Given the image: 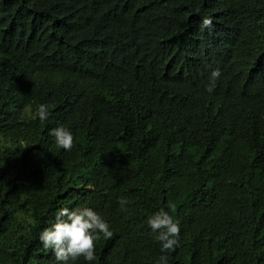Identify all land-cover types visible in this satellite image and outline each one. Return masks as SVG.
<instances>
[{
	"label": "trees",
	"instance_id": "trees-1",
	"mask_svg": "<svg viewBox=\"0 0 264 264\" xmlns=\"http://www.w3.org/2000/svg\"><path fill=\"white\" fill-rule=\"evenodd\" d=\"M64 207L113 232L74 264H264V0H0V264H58Z\"/></svg>",
	"mask_w": 264,
	"mask_h": 264
},
{
	"label": "clouds",
	"instance_id": "clouds-1",
	"mask_svg": "<svg viewBox=\"0 0 264 264\" xmlns=\"http://www.w3.org/2000/svg\"><path fill=\"white\" fill-rule=\"evenodd\" d=\"M202 28L213 27L210 18H204ZM220 76L219 69L211 73V83L207 91L212 92L215 87V80ZM49 106L41 104L37 109V116L41 121L49 117ZM54 138L56 146L65 151L73 147L72 133L65 127L59 126L49 131ZM120 208L123 210L127 200L123 197L118 199ZM172 211L175 207L168 205ZM147 225L152 232L157 233L156 239L161 244V252L174 251L179 246L180 224L178 220L163 209L156 211L147 218ZM113 236L109 223L90 207H76L69 209L60 208L55 220L49 227H45L39 234V240L45 250H51L58 264H74L75 261L83 259L86 262H93L97 259L96 243L101 238L107 240ZM159 264H168L166 255L159 257Z\"/></svg>",
	"mask_w": 264,
	"mask_h": 264
}]
</instances>
